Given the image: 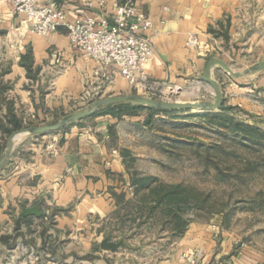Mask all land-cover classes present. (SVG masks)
Masks as SVG:
<instances>
[{
	"label": "crops",
	"instance_id": "obj_1",
	"mask_svg": "<svg viewBox=\"0 0 264 264\" xmlns=\"http://www.w3.org/2000/svg\"><path fill=\"white\" fill-rule=\"evenodd\" d=\"M55 1L70 20L89 14L109 24L114 6L126 2ZM135 12L152 22L144 32L153 49L146 70L164 94L190 83L200 70L203 75L213 59L227 64L230 55L238 59L264 50V0H135ZM24 20L0 1V121L17 118L22 128L12 133L24 130L27 121L43 126L48 117L66 114L99 68L70 46L65 28L38 37ZM110 76L102 97L130 90L116 72ZM226 94L228 104L264 115V70L234 80ZM105 125L71 124L54 135L14 140L0 168V264H116L118 253L100 249L102 239L84 232L91 215L103 219L113 213L111 194L125 178L124 161L108 144ZM53 139L57 151L51 154L47 145ZM35 206L40 217H22Z\"/></svg>",
	"mask_w": 264,
	"mask_h": 264
},
{
	"label": "rangeland",
	"instance_id": "obj_2",
	"mask_svg": "<svg viewBox=\"0 0 264 264\" xmlns=\"http://www.w3.org/2000/svg\"><path fill=\"white\" fill-rule=\"evenodd\" d=\"M263 59L264 50L244 53L238 59L232 55L225 58L235 72ZM202 71L190 83L175 86L156 100L214 102L215 91L203 79ZM247 76L235 78L217 68L213 79L222 90L221 105L229 108L225 111L220 107L212 111H151L128 101L119 118L101 108L98 115L72 123L81 127L106 123L108 144L124 161L125 178H119L111 194L115 210L103 219L91 215V227L84 230L96 240L108 237L111 242H124L116 251H106L118 253L116 264H264V142L220 129L207 118L224 113L234 122L264 131L263 114L255 115L225 99L232 82ZM134 94L130 89L114 96ZM91 104L89 98L79 95L66 114L48 117L46 125L86 110ZM26 124L25 129L35 125L31 121ZM30 137L27 134L26 138ZM6 147L7 139L0 146V157ZM132 178L146 179L152 186H182L197 197H192L181 213L188 222L182 234L171 233L160 208L150 215V205L144 206L142 201L148 190L143 187L137 191ZM97 248L95 244L93 249Z\"/></svg>",
	"mask_w": 264,
	"mask_h": 264
},
{
	"label": "built area",
	"instance_id": "obj_3",
	"mask_svg": "<svg viewBox=\"0 0 264 264\" xmlns=\"http://www.w3.org/2000/svg\"><path fill=\"white\" fill-rule=\"evenodd\" d=\"M0 1L9 2L16 15L25 16L28 31L38 37H47L65 28L70 46L99 63L80 94L83 98H89L92 103L101 99L102 86L112 82L111 71L137 95L156 100L163 94L160 84L149 79L146 70L153 49L151 38L144 32L152 27V22L144 14L135 12V0L114 6L112 24L89 14L70 20L55 0ZM189 45H193V41L190 40ZM47 149L54 154L57 140H51ZM33 254L31 249L29 255Z\"/></svg>",
	"mask_w": 264,
	"mask_h": 264
},
{
	"label": "water",
	"instance_id": "obj_4",
	"mask_svg": "<svg viewBox=\"0 0 264 264\" xmlns=\"http://www.w3.org/2000/svg\"><path fill=\"white\" fill-rule=\"evenodd\" d=\"M214 67H218L226 71L228 74H230L232 77L238 78L243 75H248L253 72H259L264 70V59L257 65H253L249 67L248 69L242 71V72H235L228 66L225 62H223L221 59H213L209 61L206 65L203 79L208 82L212 88L215 91V100L214 102H203V103H168V102H162L157 100L148 99L146 97L140 96V95H124V96H116V97H109V98H101L96 101H94L86 110L79 111L72 113L70 115L65 116L60 121H58L55 124L52 125H43V126H36L27 128L21 131H17L12 133L8 139H7V147L3 153V155L0 158V168L6 161V159L9 157L11 150L13 148L14 140L23 134H31V135H39V134H45L49 132H55L59 131L61 128H63L66 125L78 122L79 120H82L84 118L90 117L95 114L98 110L101 108L112 106L124 102H134L138 105L145 106V107H151L158 110H200V111H212L214 109H217L222 104V90L218 83L212 78V69ZM42 213L40 212L39 207H31L24 209L22 212V217L27 216H36L40 217ZM124 242L120 241L118 243L111 242L108 237H105L100 242V249L105 251H116L120 246H123Z\"/></svg>",
	"mask_w": 264,
	"mask_h": 264
},
{
	"label": "trees",
	"instance_id": "obj_5",
	"mask_svg": "<svg viewBox=\"0 0 264 264\" xmlns=\"http://www.w3.org/2000/svg\"><path fill=\"white\" fill-rule=\"evenodd\" d=\"M124 103L107 106L103 109L107 111V114L119 118L123 115L125 109ZM139 107L145 106L140 105ZM146 108L151 111L155 110V108L151 107ZM220 109L225 111L229 108L221 105ZM157 111L163 112L164 110ZM99 113H101V109L95 112V115H98ZM207 118L214 122L220 129H227L230 132L242 134L249 138L261 139L264 142V131L250 125L234 122L230 116H227L224 113L210 114ZM20 128H22L21 122L13 116L7 119L6 123L0 121V133L4 137V139L0 138V140H6L14 130ZM146 181V179L136 180L132 178V184L136 186L137 191L143 187H146L148 190V194L142 198V201L144 206L146 204L150 205L148 207L150 215L154 214L160 208L161 214L165 216V223L170 226L171 233L173 235L182 234L188 222L183 216H181V213L189 205L191 198L193 197L192 199H196L197 197L193 196L191 191H188L182 186H171L161 183L152 186L151 184L148 185ZM149 198L150 200L147 201Z\"/></svg>",
	"mask_w": 264,
	"mask_h": 264
}]
</instances>
